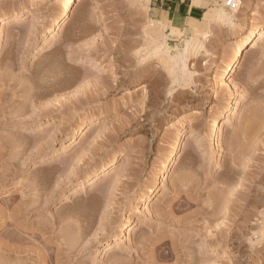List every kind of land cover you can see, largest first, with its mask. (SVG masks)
Instances as JSON below:
<instances>
[{
	"label": "rangeland",
	"instance_id": "374dc122",
	"mask_svg": "<svg viewBox=\"0 0 264 264\" xmlns=\"http://www.w3.org/2000/svg\"><path fill=\"white\" fill-rule=\"evenodd\" d=\"M56 1L0 0V22L21 13L0 23V264H264L262 31L222 77L264 0H242L235 31L214 24L224 0L179 30L151 0H89L52 31ZM211 24L184 68L158 48Z\"/></svg>",
	"mask_w": 264,
	"mask_h": 264
},
{
	"label": "bare ground",
	"instance_id": "6f19581e",
	"mask_svg": "<svg viewBox=\"0 0 264 264\" xmlns=\"http://www.w3.org/2000/svg\"><path fill=\"white\" fill-rule=\"evenodd\" d=\"M88 1L89 0H58V1H56V3H61V12L59 13L58 17L54 21V28H52V31L60 30L62 27H64V25L68 21L69 17L71 16V14L73 12V9L75 7L82 6V5L86 4ZM237 2L239 3V8L238 9H234L233 10V9H228L227 8L228 10L227 9L226 10L225 9L224 10L221 9V10L217 11L216 14H215L214 24L219 25V26H221V25L225 26V27L229 28L230 30H234V29L236 30V28L238 26V22H237L236 16L240 12L241 5H243L242 4V2H243L242 0H237ZM101 8H102V5L98 1H95L93 3V9L99 10ZM20 14H21L20 11H18V12H15L14 15H12L11 17H6V18L2 19V21H1L2 25L6 26L7 23L16 20V18L18 16H20ZM189 21L193 22L192 19H190ZM192 26L194 27L195 23ZM155 27H154V29H151L152 28V25H151V28H150L151 30L148 31V33L151 36H152V32L155 33V31H156ZM171 28L173 30H179L178 28H175V27H172V26H171ZM157 29H159V28H157ZM192 31H194V32H192V33H194L193 34L194 36L192 37V39L190 41L186 42V47L182 51H178L177 54H175V55H170L169 54V49H168V47L166 45V42L164 40L166 38L165 35H163V37H162L164 42L160 46L157 44L159 49H162V47H163V49L165 48L164 52L166 53V55L168 56V58L170 60H173L174 62H176L177 64H179L183 68L186 65V59H187L188 55H190L189 53H190L191 49L192 48L195 49V47L199 48L200 45L202 46L204 44V42L207 40V38L209 36H211L212 24H211V28H209V30H207V31H199V30H196V29H193ZM261 31L264 33V24L261 27L250 26V30L247 31V33L242 37V42L236 48V50L233 53L230 61L227 63L226 67L224 68L222 77L227 78L229 80V82L233 83L232 80H231V77H232L235 69L237 68V66H238L239 62L241 61L242 57L246 56L248 54L249 48H252L254 46L253 44H254L256 38L258 37V35L260 34ZM159 33H160V31H159ZM158 34L156 32L155 35L158 36ZM155 35L153 36V40H155V37H156ZM150 42H151V40H150ZM158 48H157V50H158ZM195 51H196V49H195ZM191 53H193V52H191ZM186 73L187 72H186V68H185L184 69V74H186ZM239 106H240V101L238 99H235V102L230 105V107L227 109L226 113L216 121L217 127L215 129L214 136L215 137L217 136V143L219 145V158L223 157L224 156V152H225L224 151L225 147H224L223 137L221 136L222 134L220 133L223 130L221 127H222V125L224 123H227V122H229L231 120L230 117L236 114L237 109H238ZM84 136H85V132L82 131L80 133L79 137L83 138ZM180 149H181V145L177 141L174 144V148H173L172 152L170 153L168 162L164 163V165L162 167L161 174L163 176H165L169 172V170H171V168L176 166V157H177ZM110 168H111V165L104 167L101 170L100 174L97 177H95L93 183L99 182L100 178L103 175H105V173ZM159 192H160V190L158 189V186H157L154 189L153 193H152L153 198L156 197ZM38 202H39L38 199L37 200L33 199V201L29 204V206H26V207L29 208V209H34L36 207V203H38ZM131 227H132V225L128 226V228H130V230H132ZM39 230L42 231L41 228H39ZM130 230L128 232H130ZM260 233H261V239L264 238V225L261 226Z\"/></svg>",
	"mask_w": 264,
	"mask_h": 264
},
{
	"label": "crops",
	"instance_id": "0c3cea01",
	"mask_svg": "<svg viewBox=\"0 0 264 264\" xmlns=\"http://www.w3.org/2000/svg\"><path fill=\"white\" fill-rule=\"evenodd\" d=\"M210 0H151V10L156 17L170 26L182 29L188 21L206 14Z\"/></svg>",
	"mask_w": 264,
	"mask_h": 264
},
{
	"label": "built area",
	"instance_id": "2783aa9c",
	"mask_svg": "<svg viewBox=\"0 0 264 264\" xmlns=\"http://www.w3.org/2000/svg\"><path fill=\"white\" fill-rule=\"evenodd\" d=\"M224 6L228 9H238L239 3L237 0H224Z\"/></svg>",
	"mask_w": 264,
	"mask_h": 264
}]
</instances>
